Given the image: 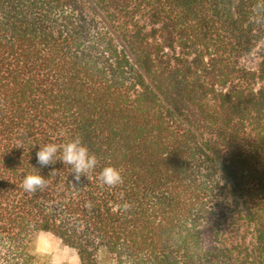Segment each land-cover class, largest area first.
Instances as JSON below:
<instances>
[{"label":"trees","instance_id":"1","mask_svg":"<svg viewBox=\"0 0 264 264\" xmlns=\"http://www.w3.org/2000/svg\"><path fill=\"white\" fill-rule=\"evenodd\" d=\"M76 137L78 183L37 163ZM41 233L80 264H264V0H0V264Z\"/></svg>","mask_w":264,"mask_h":264},{"label":"clouds","instance_id":"2","mask_svg":"<svg viewBox=\"0 0 264 264\" xmlns=\"http://www.w3.org/2000/svg\"><path fill=\"white\" fill-rule=\"evenodd\" d=\"M61 135H64L62 132ZM60 152V159L57 160V153ZM37 163L41 167L54 165L57 161L64 165L72 167V174H74L75 182H79L81 176H86L92 172L98 164L97 157L94 154H89V150L84 146L79 137L70 140L67 143H48L40 146L36 153ZM34 168V167H33ZM36 169V168H35ZM56 173L55 170L50 175ZM99 183L101 187L107 186L109 188L116 187L123 183V177L119 169L107 166L99 173ZM47 186V179L40 173H30L23 177L21 187L27 193H35L37 190H43ZM74 186V185H73ZM128 204L124 205L125 210L130 208ZM41 237H52L51 233H41L37 237V245L39 247ZM55 238L48 240L49 251L44 253L50 255L49 264H62V260L55 254L56 246L54 245Z\"/></svg>","mask_w":264,"mask_h":264},{"label":"rangeland","instance_id":"3","mask_svg":"<svg viewBox=\"0 0 264 264\" xmlns=\"http://www.w3.org/2000/svg\"><path fill=\"white\" fill-rule=\"evenodd\" d=\"M53 237V235L52 237L48 238L41 237L39 247L36 242V251L38 256L35 264H49L51 256L45 255L44 253L49 251L48 240L52 239ZM54 238V245L56 246L55 254L62 260V264H80L75 252L65 247L56 237ZM100 262L101 264H115L104 253H102L100 256Z\"/></svg>","mask_w":264,"mask_h":264},{"label":"crops","instance_id":"4","mask_svg":"<svg viewBox=\"0 0 264 264\" xmlns=\"http://www.w3.org/2000/svg\"><path fill=\"white\" fill-rule=\"evenodd\" d=\"M55 237V236H54ZM59 240V239H58ZM61 242V241H60ZM66 247V246H65ZM68 248V247H67Z\"/></svg>","mask_w":264,"mask_h":264}]
</instances>
